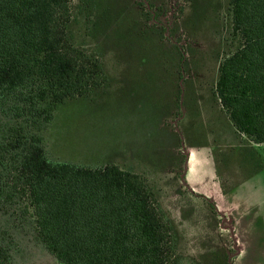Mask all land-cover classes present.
<instances>
[{
	"label": "rangeland",
	"instance_id": "rangeland-1",
	"mask_svg": "<svg viewBox=\"0 0 264 264\" xmlns=\"http://www.w3.org/2000/svg\"><path fill=\"white\" fill-rule=\"evenodd\" d=\"M98 1L97 18V0H69L67 35L100 61L103 80L56 108L50 120H39L32 132L44 155L92 168L113 164L141 176L177 228L185 264L225 258L264 264V167L236 188L258 162L248 163L249 145L232 132L213 96L219 63L236 44L227 0ZM24 127L0 114V140ZM256 149L264 165V147ZM214 154L226 194L211 178ZM0 173L9 194L0 203V248L9 264H61L37 236L16 173Z\"/></svg>",
	"mask_w": 264,
	"mask_h": 264
},
{
	"label": "trees",
	"instance_id": "trees-1",
	"mask_svg": "<svg viewBox=\"0 0 264 264\" xmlns=\"http://www.w3.org/2000/svg\"><path fill=\"white\" fill-rule=\"evenodd\" d=\"M226 15L236 44L219 63L213 96L238 137L264 146V0H227ZM70 19L69 0H0V114L25 123L2 134L0 172L18 176L37 236L61 264H185L177 228L141 176L113 164L50 161L32 132L103 80L100 61L70 43ZM253 156L249 176L264 167ZM8 195L0 173V203ZM0 264H9L3 248Z\"/></svg>",
	"mask_w": 264,
	"mask_h": 264
},
{
	"label": "crops",
	"instance_id": "crops-1",
	"mask_svg": "<svg viewBox=\"0 0 264 264\" xmlns=\"http://www.w3.org/2000/svg\"><path fill=\"white\" fill-rule=\"evenodd\" d=\"M228 125H229V123H228ZM230 126V125H229ZM230 129L232 130V132L233 133H235V131L230 127ZM235 135H236V133H235ZM258 146H249L248 148L250 149V150H248V149H245V152H246V155H247V157H246V160H248V163L250 162V163H253V160H252V158L250 157L251 156V154H254V158H255V156L258 158V160H260V157H258V155L256 154V152L254 151L256 148H257ZM259 147H264V146H259ZM254 148V149H253ZM257 150V149H256ZM190 158V156L187 154V160ZM258 174V172L256 173V174H253V175H251V176H249L248 178H246V180L245 181H243L241 184H239V186H237L236 188H239V187H241V186H243V185H245V184H247V183H249V182H251L252 180H253V178H255V175H257ZM211 178H213V181H215L216 183H217V185H218V190H219V192L222 194V192H221V189H220V184H219V182H218V179L216 178V176H215V173H213L212 174V177ZM191 186V185H190ZM189 186V187H190ZM192 188V190H194V191H196L197 190V188H195L194 186L193 187H191ZM235 189V188H234ZM201 190L202 189H198L197 191L198 192H201ZM198 192H196V194L198 193ZM204 194H205V192H204ZM217 210H218V212L223 216V212L222 211H220V209H218L217 208ZM226 216V215H225ZM228 217V216H227ZM236 237V236H235ZM237 240V239H236ZM237 242V241H236Z\"/></svg>",
	"mask_w": 264,
	"mask_h": 264
},
{
	"label": "flooded vegetation",
	"instance_id": "flooded-vegetation-1",
	"mask_svg": "<svg viewBox=\"0 0 264 264\" xmlns=\"http://www.w3.org/2000/svg\"><path fill=\"white\" fill-rule=\"evenodd\" d=\"M222 217H225V216H222ZM239 251V247H237V250H236V252H238Z\"/></svg>",
	"mask_w": 264,
	"mask_h": 264
}]
</instances>
